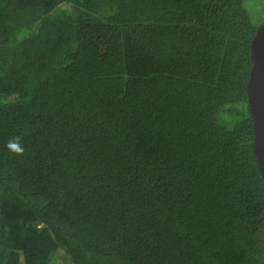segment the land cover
<instances>
[{
	"label": "trees",
	"instance_id": "obj_1",
	"mask_svg": "<svg viewBox=\"0 0 264 264\" xmlns=\"http://www.w3.org/2000/svg\"><path fill=\"white\" fill-rule=\"evenodd\" d=\"M247 0H0V264H264Z\"/></svg>",
	"mask_w": 264,
	"mask_h": 264
},
{
	"label": "water",
	"instance_id": "obj_2",
	"mask_svg": "<svg viewBox=\"0 0 264 264\" xmlns=\"http://www.w3.org/2000/svg\"><path fill=\"white\" fill-rule=\"evenodd\" d=\"M250 57L247 103L252 118L254 153L264 183V21L252 38Z\"/></svg>",
	"mask_w": 264,
	"mask_h": 264
},
{
	"label": "rangeland",
	"instance_id": "obj_3",
	"mask_svg": "<svg viewBox=\"0 0 264 264\" xmlns=\"http://www.w3.org/2000/svg\"><path fill=\"white\" fill-rule=\"evenodd\" d=\"M246 5L255 12V18L257 20L264 19V0H247Z\"/></svg>",
	"mask_w": 264,
	"mask_h": 264
}]
</instances>
